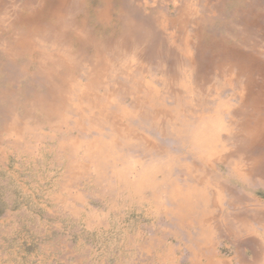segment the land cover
I'll use <instances>...</instances> for the list:
<instances>
[{"label": "rangeland", "instance_id": "obj_1", "mask_svg": "<svg viewBox=\"0 0 264 264\" xmlns=\"http://www.w3.org/2000/svg\"><path fill=\"white\" fill-rule=\"evenodd\" d=\"M27 1L0 0V213L7 199L57 177L48 171L61 172L55 147L78 134L67 121L101 124L85 139L126 142L133 127L156 140L164 161L175 158L179 191L191 198L179 196L182 231L205 238L215 263L264 264V157L228 163L211 157L215 142L196 143L213 121L216 149L234 152L233 119L247 118L233 110L241 96L254 101L247 109L264 106V0H68L60 19L56 0ZM242 64L256 75L241 74ZM150 99L159 118L177 123H151Z\"/></svg>", "mask_w": 264, "mask_h": 264}, {"label": "crops", "instance_id": "obj_2", "mask_svg": "<svg viewBox=\"0 0 264 264\" xmlns=\"http://www.w3.org/2000/svg\"><path fill=\"white\" fill-rule=\"evenodd\" d=\"M150 100L155 109L148 120L163 131L174 125L175 120L159 118L161 106ZM82 123L67 121L78 134L55 147L63 168L48 174L57 177L6 200L0 213V264H219L205 238L182 231L186 221L179 196L187 203L191 198L179 191L173 155L164 161L156 140L128 125L126 142L104 134L81 138L102 129ZM174 127L181 134V127ZM218 127L205 122L196 143H220ZM198 198L204 203V194Z\"/></svg>", "mask_w": 264, "mask_h": 264}, {"label": "bare ground", "instance_id": "obj_3", "mask_svg": "<svg viewBox=\"0 0 264 264\" xmlns=\"http://www.w3.org/2000/svg\"><path fill=\"white\" fill-rule=\"evenodd\" d=\"M17 1V0H15ZM38 1V0H37ZM36 1V2H37ZM43 1V0H42ZM45 1V0H44ZM51 1V0H50ZM84 1V0H83ZM218 1V0H217ZM3 2V1H1ZM32 0H28L27 1V5L31 4ZM35 2V3H36ZM41 2V1H40ZM107 3H109L107 0H106ZM22 3V2H21ZM25 3V2H24ZM2 4H5V3H2ZM55 4V3H54ZM120 4V3H119ZM122 4V3H121ZM42 5V4H41ZM50 5V4H49ZM68 5V0H56V6H54V13L55 15L60 19L63 15H64V11H65V8L67 7ZM111 5V4H110ZM6 6V5H5ZM113 6V5H112ZM8 7V6H7ZM99 7V6H98ZM102 7V6H101ZM104 8V7H103ZM115 8V7H114ZM215 8V7H214ZM217 8V7H216ZM215 8V9H216ZM256 8V7H254ZM7 9V8H6ZM38 9V8H37ZM155 9V8H154ZM206 9V8H205ZM263 9V8H262ZM53 10V8H52ZM64 10V11H63ZM96 10V9H95ZM112 10V9H111ZM218 10V9H217ZM219 11V10H218ZM263 11V10H262ZM51 12V11H50ZM188 12V11H187ZM196 12V11H194ZM23 13V12H22ZM33 13V12H32ZM36 13V12H35ZM185 13V12H184ZM206 13V12H205ZM42 14V13H41ZM100 14V13H99ZM253 14V13H252ZM33 15V14H32ZM37 15V14H36ZM46 15V14H45ZM44 15V16H45ZM52 15V14H51ZM106 15V14H105ZM112 15V14H111ZM254 15V14H253ZM13 16V15H12ZM20 16V15H19ZM24 16V15H23ZM29 16V14H28ZM31 16V15H30ZM205 16V15H204ZM255 16V15H254ZM38 17V16H37ZM52 17V16H51ZM104 17V16H103ZM207 17V16H205ZM24 18V17H23ZM50 18V17H49ZM57 18V19H58ZM106 18V17H105ZM199 18V17H198ZM197 18V19H198ZM202 18V17H201ZM2 19V18H1ZM33 19V18H32ZM40 19V17H39ZM56 19V17H55ZM83 19V18H82ZM180 19V18H179ZM254 19V18H253ZM260 19V18H259ZM262 19V18H261ZM18 20V19H17ZM16 20V21H17ZM100 20V19H99ZM107 20V19H105ZM111 20V19H110ZM252 20V19H251ZM15 21V22H16ZM202 21V20H201ZM33 22V21H31ZM36 22V21H35ZM41 22V21H40ZM44 22V21H43ZM89 22V21H87ZM246 22V21H245ZM34 23V22H33ZM42 23V22H41ZM82 23V22H81ZM106 23V22H105ZM14 24V23H13ZM48 24V23H47ZM52 24V23H51ZM248 24V23H247ZM16 25V24H15ZM32 25V24H30ZM53 25V24H52ZM47 26V25H46ZM31 27V26H30ZM29 27V30H31ZM40 27V26H39ZM174 27V26H173ZM201 27V26H200ZM256 27V26H255ZM259 27V25H258ZM257 27V28H258ZM28 28V27H26ZM42 28V27H41ZM262 28V27H261ZM263 29V28H262ZM45 30V29H44ZM112 30V29H111ZM201 30V29H200ZM35 31V30H34ZM47 31V30H46ZM255 31V30H254ZM257 31V30H256ZM260 31V30H259ZM262 31V30H261ZM143 32V31H142ZM201 32V31H200ZM199 32V33H200ZM40 33V32H39ZM43 33V32H42ZM144 33V32H143ZM51 34V33H50ZM53 34V33H52ZM76 34V33H75ZM21 35V34H20ZM70 35V34H68ZM202 35V34H201ZM242 35V34H241ZM261 35V34H260ZM259 35V36H260ZM36 36V35H35ZM48 36V35H47ZM50 36V35H49ZM54 36V35H53ZM75 36V35H74ZM78 36V35H77ZM46 37V36H45ZM52 37V35H51ZM50 37V38H51ZM240 37V36H239ZM258 37V36H257ZM20 38V37H19ZM49 38V37H47ZM251 38V37H250ZM264 38V37H263ZM223 39V38H222ZM258 39V38H257ZM20 40V39H19ZM43 40V39H42ZM49 40V39H47ZM46 40V41H47ZM53 40V39H52ZM249 40V39H248ZM82 41V40H81ZM109 41V40H108ZM175 42V40H173ZM188 41V40H187ZM221 41V40H220ZM239 41V40H238ZM56 42V41H55ZM189 42V41H188ZM256 42V41H255ZM261 42V41H260ZM9 43V42H8ZM62 43V42H61ZM107 43V42H106ZM258 43V42H257ZM31 45V43H29ZM82 44V43H81ZM85 44V43H84ZM109 44V43H108ZM232 44V43H231ZM240 44V43H239ZM256 44V43H255ZM137 45V44H136ZM235 45V44H234ZM233 45V47H234ZM33 46V45H32ZM81 46V45H80ZM202 46V45H201ZM237 47V45H235ZM6 47V46H5ZM226 47V46H225ZM229 47V45H228ZM239 47V46H238ZM2 48V47H1ZM28 48V47H27ZM32 48V47H31ZM74 48V47H73ZM125 48V47H123ZM202 48V47H201ZM258 48V47H257ZM10 49V48H9ZM79 49V48H78ZM91 49V48H90ZM226 49V48H225ZM224 49V50H225ZM242 49V48H241ZM15 50V49H14ZM111 50V49H110ZM223 50V49H222ZM259 50V49H258ZM6 51V50H5ZM60 51V50H59ZM90 51V50H89ZM129 51V50H128ZM197 51V50H196ZM230 51V50H229ZM253 51V50H252ZM10 52V51H9ZM92 52V51H91ZM112 52V50H111ZM148 52V50H147ZM223 52V51H222ZM88 53V52H87ZM86 53V54H87ZM200 53V52H199ZM54 54V53H53ZM100 54V53H99ZM197 54V52H196ZM16 55V54H15ZM97 55V54H96ZM105 55V54H104ZM142 55V54H141ZM185 55V54H184ZM2 56V55H1ZM59 56V55H58ZM92 56V54H91ZM65 57V56H64ZM88 57V56H87ZM111 57V56H110ZM145 57H148V56H145ZM226 57V56H225ZM78 58V57H77ZM99 58V57H98ZM205 58V57H204ZM209 58V57H208ZM151 59V58H150ZM160 59V58H159ZM182 59V58H181ZM149 60V59H148ZM156 60V59H155ZM214 60V59H213ZM212 60V61H213ZM223 60V59H222ZM16 61V60H15ZM84 61V60H83ZM152 61V60H150ZM183 61V60H182ZM193 60H191L192 62ZM64 62V61H63ZM82 62V61H81ZM85 62V61H84ZM83 62V63H84ZM93 62V61H92ZM240 62H244L243 60H241ZM90 63V61H89ZM105 63V61H104ZM187 64V63H186ZM200 64V63H198ZM244 64V63H243ZM241 65V70H240V73L241 74H244L245 75H248L249 77H251V74L255 73V70L252 71V67L249 65V66H244V65ZM70 65V64H69ZM142 65V64H141ZM202 65V64H201ZM228 65H231V64H228ZM83 66V65H82ZM109 66V65H108ZM107 66V67H108ZM188 66V65H187ZM190 66V65H189ZM200 66V65H199ZM203 66V65H202ZM216 66V65H215ZM79 67V66H78ZM90 67V66H89ZM88 67V68H89ZM93 67V66H92ZM210 67V66H209ZM44 68V67H43ZM46 68V67H45ZM44 68V69H45ZM202 69H204L203 67H201ZM217 68V67H216ZM108 69V68H107ZM77 70V69H76ZM85 71V70H84ZM176 71V70H175ZM224 71V70H223ZM81 72V71H80ZM103 72V71H102ZM69 73V72H68ZM107 73V72H106ZM105 73V74H106ZM175 73V72H173ZM231 73V72H230ZM59 74V73H58ZM207 74V73H206ZM65 75V74H64ZM63 75V76H64ZM72 75V74H71ZM103 75V74H102ZM179 75V74H178ZM244 75V76H245ZM256 75V73H255ZM60 76V75H58ZM76 76V75H75ZM100 76V75H99ZM107 76V75H106ZM227 76V75H226ZM242 76V75H241ZM243 76V77H244ZM247 76V77H248ZM65 77V76H64ZM97 77V76H96ZM101 77V76H100ZM254 77V76H253ZM87 78V77H86ZM174 78V77H173ZM73 79H76V78H73ZM110 79V78H109ZM203 80H205V78H202ZM256 79V78H255ZM92 82H94V80L92 79L91 80ZM247 81V80H246ZM264 81V80H263ZM71 82V81H70ZM237 82V81H236ZM120 84V82H119ZM122 85V84H121ZM206 86V85H205ZM108 87V86H107ZM222 88V87H221ZM212 89V88H211ZM256 89V88H255ZM264 89V88H263ZM181 90V89H180ZM229 90V89H228ZM184 90H182L183 92ZM257 91V90H255ZM264 91V90H262ZM91 92V91H90ZM118 93V92H116ZM235 93V92H234ZM259 93V92H257ZM122 94V93H120ZM177 94V93H176ZM117 95V94H116ZM181 95V94H180ZM256 95V94H255ZM63 95H61L62 97ZM123 96V95H122ZM128 96V95H127ZM126 96V97H127ZM177 96V95H176ZM64 97V96H63ZM125 97V98H126ZM217 97V96H216ZM248 97V96H247ZM58 100V99H57ZM97 100V99H96ZM101 100V99H100ZM65 101V100H64ZM139 101V100H138ZM133 102V101H132ZM138 103V102H137ZM248 105H251V106H254V101L252 102H246V98L245 96H241V103L240 105H238V107L234 108L233 110H235V115H238V116H243V117H247L246 118V121H243V122H240L238 118H234L233 119V123H234V127H231V129H235V127H237L238 130H235L234 131V135H235V138H236V141L238 142V145L237 147L235 148L234 152H230L228 155H224L223 151L221 150L218 151L216 149V146L219 145V142L216 141L215 143V147H213V145H210V149L211 150V153H214L216 152L217 155H220V156H224L225 159L227 160L228 163H232L234 161H236V159L240 160V161H244L245 158H250V156L252 154H260L264 157V106H261L257 111L256 109L253 107V108H250V109H247L245 107H247ZM260 105V104H259ZM79 109V108H78ZM165 111V110H164ZM28 114V113H27ZM30 114V113H29ZM32 115V114H31ZM30 115V116H31ZM82 115V114H81ZM90 117V116H89ZM92 117V116H91ZM117 117V116H116ZM35 121V120H34ZM248 122V124H247ZM9 124V123H8ZM164 128H166L164 126ZM246 132V133H245ZM184 140V139H183ZM258 156V155H257ZM257 158H261L260 156L257 157ZM257 160V159H256ZM254 169V168H253ZM257 173V172H256ZM182 198V197H181ZM227 230V229H226ZM229 233V232H228ZM232 233V232H231ZM233 237V236H232Z\"/></svg>", "mask_w": 264, "mask_h": 264}]
</instances>
